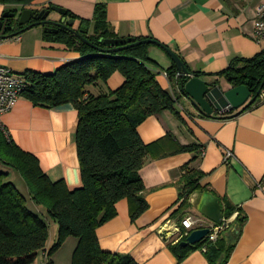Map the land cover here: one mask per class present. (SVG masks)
Instances as JSON below:
<instances>
[{"label": "crops", "instance_id": "crops-1", "mask_svg": "<svg viewBox=\"0 0 264 264\" xmlns=\"http://www.w3.org/2000/svg\"><path fill=\"white\" fill-rule=\"evenodd\" d=\"M263 2L35 0L24 9L15 7L18 13L25 9L36 12L52 7L63 9L76 20L54 11L47 19L51 22L64 20L65 23L74 20L72 28L76 32L83 25L81 22H88V31L92 33L96 8L103 6L108 30L114 39L156 41L177 54L189 73L203 74L199 79L208 84L210 90H217V106L211 117L203 116L182 93V82L170 80L165 74L174 64L171 58L155 44L149 45L150 59L162 68L156 79L162 89L175 97V112L166 110L149 116L137 128L139 138L149 148L145 164L139 171L144 185L142 196L148 208L133 220L129 201L119 200L115 204V217L95 232L101 251L129 257L136 264H219L212 262L200 249L178 259L171 245L183 239L179 240L172 232L166 233L181 226L187 215L202 218L204 225L209 227L212 223L198 212L202 194L209 192L219 199L223 220L227 226L232 225L230 229L234 231L237 227L235 220L239 214L244 218L223 264H264V102L260 101L238 116L222 119L218 114L225 108L221 105L224 103L222 93L236 86L217 76L233 60L253 58L264 50V41L257 43L254 39L255 10ZM13 8L0 5V19L6 13L14 14L10 13ZM45 33L44 26H34L17 36L0 39V66L25 81L27 73L53 74L66 64L85 58L63 43L47 40ZM124 82L123 75L115 72L106 84L87 89L99 95L120 88ZM77 122L78 111L70 103L44 109L21 96L1 116L0 130L7 139L38 159L41 170L51 182L63 181L73 191L82 185L76 146ZM185 146H195L198 151H178ZM227 151L232 156L225 159ZM188 164L202 174L200 186L206 191L193 194L190 209L181 215L176 212L181 193V168ZM0 166L2 171L8 170L1 163ZM17 188L26 198L27 208L47 223L48 250L58 239L59 227L32 202L25 185ZM226 205L236 209L229 219L224 217ZM78 243L77 237H68L50 256L51 263L72 264ZM41 262L39 254L31 264Z\"/></svg>", "mask_w": 264, "mask_h": 264}, {"label": "trees", "instance_id": "trees-1", "mask_svg": "<svg viewBox=\"0 0 264 264\" xmlns=\"http://www.w3.org/2000/svg\"><path fill=\"white\" fill-rule=\"evenodd\" d=\"M34 1L0 0V5L14 6L10 13L17 16L19 10L16 6L24 9ZM66 16L76 20L70 12ZM9 22L13 28L11 31L14 26L15 31L25 27L17 26L16 19H10ZM81 24L77 33L88 43L71 36L67 30L53 26L47 28L45 37L67 45L85 58L72 61L53 74L27 73L22 93L40 108L53 109L70 103L78 111L76 146L81 188L71 191L63 181L51 182L41 170L38 159L7 139L1 130L0 163L19 174L32 202L57 223L58 239L48 249L49 256H53L72 236L79 240L72 264H136L129 257L101 251L95 232L115 217V204L121 199L129 201L133 220L147 210L139 171L145 164L149 148L139 138L137 128L149 116L166 110L175 112L176 99L159 85L156 77L162 68L150 59L149 45L132 46L111 53L101 51L114 49L102 43L115 38L108 30L103 6L96 8L92 33L88 31V22ZM49 29L57 30V33L49 32ZM142 40L146 39H135V42ZM156 44L161 49L167 48L158 42ZM115 72L121 73L125 79L120 88L99 95L88 91L90 86L106 84ZM166 73L170 80L174 78L186 82L190 79L182 78L174 64ZM190 75L199 78L203 74ZM217 76L232 86H245L255 97L264 82V50L253 58L233 60ZM259 102L258 96L244 110L231 111L221 117L233 118ZM178 151L192 153L198 148L185 146ZM181 173V193L176 212L184 215L190 209L193 194L205 192L206 189L200 186L202 174L190 164L182 167ZM9 177L7 171H0V264H31L37 255L47 250L48 225L27 208L26 198ZM235 210L226 205L224 217L229 219ZM235 222V230L230 229L232 225H228L215 242L205 237L195 245L181 246L185 240L183 238L171 245V249L180 260L194 250L205 249L204 253L212 262L223 264L232 250V241L237 238L244 218L239 214Z\"/></svg>", "mask_w": 264, "mask_h": 264}, {"label": "water", "instance_id": "water-1", "mask_svg": "<svg viewBox=\"0 0 264 264\" xmlns=\"http://www.w3.org/2000/svg\"><path fill=\"white\" fill-rule=\"evenodd\" d=\"M51 11H54L60 14L61 16L66 17V11L57 7H52L49 10H41L39 12L30 9H25L18 13L17 16L15 14L9 13L4 14L3 19H16L17 26L21 27L26 25V27L18 32H13L10 35H4L6 30L5 32L2 31L3 22L0 21V39L17 36L18 34L23 33L25 30H28L34 26H44L45 31H47L48 26H53L58 29L67 30L72 35L76 36L78 39L87 42L86 39L82 38L75 30H73L72 27L74 25V20H69L67 23H65L64 20L62 22L49 21L47 18L50 15ZM31 21L34 22L30 23ZM12 29L13 28L9 26L7 31H11ZM48 31L57 33V30L49 29ZM102 44L105 47L114 48L112 50H101L106 53L117 52L124 48L138 46L142 44L157 45L155 41L149 39L138 42H135L134 39H107L104 40ZM162 50H164L166 54L171 58L178 73L182 76V78H190L188 81L182 82V93L191 101L194 106L199 109L201 114L212 115L213 108L217 106L215 100L217 90H210L208 88V84H206L197 77H192L188 70L184 67L182 61L177 56V54H175L168 48H162ZM263 86L264 82L261 86V89L263 88ZM260 90L255 97H252L251 93L245 86L233 87L230 90L222 93L224 103H222L221 105L225 108H228L230 111H242L246 107L254 103L260 93ZM198 212L214 225H221L225 222L223 220V213L219 203V199L209 192H205L202 194L201 200L198 204ZM208 234L209 228L192 230L190 235L186 238L185 241L181 243V245H195L201 242Z\"/></svg>", "mask_w": 264, "mask_h": 264}, {"label": "built area", "instance_id": "built-area-1", "mask_svg": "<svg viewBox=\"0 0 264 264\" xmlns=\"http://www.w3.org/2000/svg\"><path fill=\"white\" fill-rule=\"evenodd\" d=\"M254 39L257 43L264 41V2L261 3L255 10V28H254ZM167 75V73H165ZM180 75V74H179ZM25 89V81L16 78L13 73L0 66V118L3 114L8 112L22 96ZM259 99L264 102V86L260 90ZM231 112L228 108H224L218 111L220 116ZM200 153H204V149H200ZM232 156L230 152H225V159ZM203 219L193 215H187L182 221L181 226L174 228L173 230H167L166 233L172 232L178 236L181 240L186 238L192 230L209 228V234L206 236L209 241L215 242L219 235L227 228V223L224 222L221 225L210 224L209 227L205 226ZM205 252V249H203ZM42 262L41 264H52L48 250L41 253Z\"/></svg>", "mask_w": 264, "mask_h": 264}, {"label": "rangeland", "instance_id": "rangeland-1", "mask_svg": "<svg viewBox=\"0 0 264 264\" xmlns=\"http://www.w3.org/2000/svg\"><path fill=\"white\" fill-rule=\"evenodd\" d=\"M249 2H251V0H249ZM1 21V20H0ZM5 35V34H4ZM8 35V34H7ZM263 46H264V43H263ZM3 168H5V167H3ZM6 169H8L7 171H9V172H11L10 173V181L11 182H13L17 187H19V185H22V186H24L25 184H24V181H23V179L19 176V174L16 172V171H14V170H12V169H10V168H6ZM1 170H3L2 169V167L0 166V171ZM19 189V188H18Z\"/></svg>", "mask_w": 264, "mask_h": 264}, {"label": "flooded vegetation", "instance_id": "flooded-vegetation-1", "mask_svg": "<svg viewBox=\"0 0 264 264\" xmlns=\"http://www.w3.org/2000/svg\"><path fill=\"white\" fill-rule=\"evenodd\" d=\"M0 20L3 22L2 31L5 32V30H6L5 35L10 34V33H12V32L15 31V26H14V30L13 31H7V29L9 28V26H11L10 25V22H9L10 19H0ZM32 22H34V21H31L30 23H32Z\"/></svg>", "mask_w": 264, "mask_h": 264}]
</instances>
